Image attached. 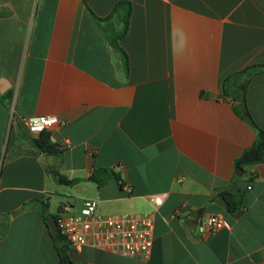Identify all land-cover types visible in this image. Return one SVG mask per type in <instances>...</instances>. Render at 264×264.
<instances>
[{
    "label": "crops",
    "instance_id": "1",
    "mask_svg": "<svg viewBox=\"0 0 264 264\" xmlns=\"http://www.w3.org/2000/svg\"><path fill=\"white\" fill-rule=\"evenodd\" d=\"M123 1L128 69L105 31H122L124 10L96 18ZM254 66L264 0H0V264H62L45 211L88 198L107 216L153 214V247L131 258L68 245L71 264H264V162L237 166L258 140L241 99L264 130V71L241 74ZM50 115L58 155L24 122ZM96 168L119 180L99 188ZM212 217L225 226L203 228Z\"/></svg>",
    "mask_w": 264,
    "mask_h": 264
},
{
    "label": "built area",
    "instance_id": "2",
    "mask_svg": "<svg viewBox=\"0 0 264 264\" xmlns=\"http://www.w3.org/2000/svg\"><path fill=\"white\" fill-rule=\"evenodd\" d=\"M42 117L48 118L49 116ZM31 118L33 117L25 119L24 122L29 133L36 137L42 133H50L57 124H63L58 119V123L50 127L45 126L42 131L34 133L29 127ZM149 201L156 208L162 205L157 201L163 202L161 197H152ZM56 223L64 241L76 250L90 247L124 257L146 258L150 255L153 247L155 230L153 214L103 215L99 212L98 200L94 198L86 199L78 212H73L68 205L62 206L56 215ZM224 226L223 220L212 217L203 228L210 232H216Z\"/></svg>",
    "mask_w": 264,
    "mask_h": 264
},
{
    "label": "trees",
    "instance_id": "3",
    "mask_svg": "<svg viewBox=\"0 0 264 264\" xmlns=\"http://www.w3.org/2000/svg\"><path fill=\"white\" fill-rule=\"evenodd\" d=\"M120 10H124V16H123V29L120 32L114 31L113 34L106 30L105 31L109 34L111 38L112 44L121 50L125 64L127 69L129 68V59L127 53L119 46L118 41L123 39L125 37V34L128 31L129 28V20L130 16L132 14V7L130 3L128 2H120L116 5L113 15L110 17H107L105 19L97 18L98 21H108L114 16V14H117ZM252 71V74H257L258 72L264 71V66H254L247 70H245L241 74H246ZM240 75V74H239ZM239 75H235L234 77L227 79L226 84L224 87V92L228 93V84L232 82L233 79H236ZM241 104L244 108V118L245 120L253 126L257 132H258V140L257 142L249 149L245 151L243 156L237 161V166L239 168H246L250 167L259 163L264 162V130L260 128L256 122L252 119L248 112L247 105L245 103L244 98L241 99ZM33 143L35 146L43 151L45 154L48 155H58L61 153V150L57 146L56 143L52 141L50 133H42L41 135L37 136L33 139ZM115 179L119 180V175L116 173L114 169L109 168H96L91 173V175L88 177V181L96 184L99 188L105 186L110 180ZM58 180L61 184L66 186H71L79 182L78 179L74 180H68L64 176L58 175ZM223 196L225 197V200L227 202L228 209L230 211H236L241 206V197L232 195L230 193H223ZM56 219V215L54 216ZM55 244L57 246V250L60 255L61 263L62 264H71L70 258L67 254L68 244L64 241L62 236L59 234L57 238H54Z\"/></svg>",
    "mask_w": 264,
    "mask_h": 264
},
{
    "label": "clouds",
    "instance_id": "4",
    "mask_svg": "<svg viewBox=\"0 0 264 264\" xmlns=\"http://www.w3.org/2000/svg\"><path fill=\"white\" fill-rule=\"evenodd\" d=\"M58 117L56 116H49L48 118H44V117H33L31 118V120L29 121V127L30 130L34 133H38L40 131L43 130V128L45 126H51L55 123H58ZM157 203L162 204V201H157Z\"/></svg>",
    "mask_w": 264,
    "mask_h": 264
},
{
    "label": "water",
    "instance_id": "5",
    "mask_svg": "<svg viewBox=\"0 0 264 264\" xmlns=\"http://www.w3.org/2000/svg\"><path fill=\"white\" fill-rule=\"evenodd\" d=\"M46 223L51 231V234L54 238L59 236V231L56 223V219L53 215H51L48 210L45 211Z\"/></svg>",
    "mask_w": 264,
    "mask_h": 264
},
{
    "label": "rangeland",
    "instance_id": "6",
    "mask_svg": "<svg viewBox=\"0 0 264 264\" xmlns=\"http://www.w3.org/2000/svg\"><path fill=\"white\" fill-rule=\"evenodd\" d=\"M52 215L54 216V215H57V208H54L53 210H52Z\"/></svg>",
    "mask_w": 264,
    "mask_h": 264
}]
</instances>
